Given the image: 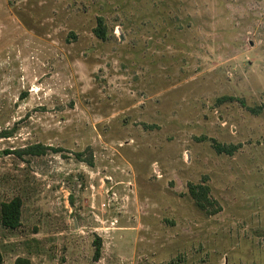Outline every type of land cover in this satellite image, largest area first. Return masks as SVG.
Returning <instances> with one entry per match:
<instances>
[{
	"label": "rangeland",
	"instance_id": "rangeland-1",
	"mask_svg": "<svg viewBox=\"0 0 264 264\" xmlns=\"http://www.w3.org/2000/svg\"><path fill=\"white\" fill-rule=\"evenodd\" d=\"M0 253L264 264V0H0Z\"/></svg>",
	"mask_w": 264,
	"mask_h": 264
},
{
	"label": "trees",
	"instance_id": "trees-1",
	"mask_svg": "<svg viewBox=\"0 0 264 264\" xmlns=\"http://www.w3.org/2000/svg\"><path fill=\"white\" fill-rule=\"evenodd\" d=\"M96 34L102 38L104 36V31L101 28H99L96 30ZM215 149L219 154L221 153H226L229 155L232 154V152L228 148L222 147L219 144L215 145ZM47 150H48L47 147H44L42 145H36L24 149L22 151H19L17 152V154L19 157H22L24 155L42 156L46 153ZM189 191L196 206L200 210L204 211L209 215H215L220 211L219 207H216V202L211 200V198L209 197L210 188L208 186L203 184L190 185ZM21 212H22V201L20 198H15L11 202L2 204L1 206L2 225L5 228L11 230L18 228L21 224ZM99 258H100V248L98 247L94 259L98 261ZM2 262L3 260L0 253V264H2ZM15 264H31V261L27 258L20 257L16 260Z\"/></svg>",
	"mask_w": 264,
	"mask_h": 264
}]
</instances>
